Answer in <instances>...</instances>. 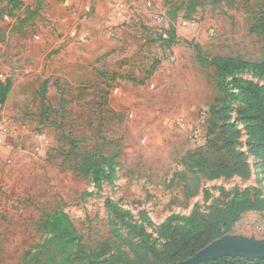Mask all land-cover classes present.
<instances>
[{
	"label": "rangeland",
	"instance_id": "374dc122",
	"mask_svg": "<svg viewBox=\"0 0 264 264\" xmlns=\"http://www.w3.org/2000/svg\"><path fill=\"white\" fill-rule=\"evenodd\" d=\"M22 1L15 7L0 0V71L13 80L0 116V264H23L29 249L41 252L27 264H45L44 245L51 244L42 224L58 210L112 264H130L120 250L127 226L107 198L130 213L131 225L145 211L159 226L196 208L208 212L222 189L259 187L264 197L263 154L248 151L236 88L227 111L242 131L239 149L251 175L204 179L195 195L181 177L192 176L186 153L214 138L210 106L220 96L214 69L199 62L194 46L208 56L261 60L264 0H198L194 10L191 0ZM174 13L177 40L167 46L157 39ZM196 130L203 144L191 137ZM72 141L97 157L100 150L118 155L113 184L98 190L77 170ZM260 221L264 211H249L235 232L263 237Z\"/></svg>",
	"mask_w": 264,
	"mask_h": 264
},
{
	"label": "trees",
	"instance_id": "16d2710c",
	"mask_svg": "<svg viewBox=\"0 0 264 264\" xmlns=\"http://www.w3.org/2000/svg\"><path fill=\"white\" fill-rule=\"evenodd\" d=\"M6 1L15 7L23 4L22 0ZM221 1L212 0L213 4ZM199 3L198 0H191L190 9H196ZM175 19L176 13L172 15L166 36L161 35L157 39L167 46H172L177 40ZM258 32L264 35V21L259 25ZM194 47L199 62L214 69L220 96L210 106L211 114L216 118L211 120L209 129L214 138L187 152L183 157V164L192 175L190 179L186 177V173L181 175L189 195H195L199 191L204 179L212 180L222 176L248 178L252 173L248 155L239 149L242 131L229 120L227 96L231 88L242 92L244 105L238 109L237 117L249 134L247 141L249 153L254 156L262 153L264 167V83H261L264 81V58L250 61L241 55L208 56L198 45ZM12 88L13 80L10 77L3 78L0 71V116ZM45 94L44 86L42 94L44 99ZM70 154L80 160L77 170L82 175L90 177L96 189L101 190L105 182L114 183L118 173L116 161L118 155L107 157L102 150L99 151L98 157L92 152H81L74 141L71 142ZM106 204L114 212L115 217L127 226V233L122 236L120 250L130 264H144L142 259L137 257L140 255L149 257L159 264H175L194 255L224 233L234 232L245 213L264 211V197L259 187L244 190L235 188L231 191L222 189V196L209 207L208 212L196 208L189 215L176 216L159 226L147 217L145 211L141 212L144 219L131 225L126 219L130 213L122 211L111 198H107ZM175 220L177 223H174ZM148 227L154 229L156 238L147 230ZM42 229L51 244L50 247L44 245L47 248L45 264H112L111 259L104 257L84 241L70 215L63 210H58L43 222ZM40 252L41 249L34 252L31 249L27 250L23 264L38 259ZM130 253L134 255L131 256ZM198 264H264V257L225 255Z\"/></svg>",
	"mask_w": 264,
	"mask_h": 264
},
{
	"label": "water",
	"instance_id": "95a60500",
	"mask_svg": "<svg viewBox=\"0 0 264 264\" xmlns=\"http://www.w3.org/2000/svg\"><path fill=\"white\" fill-rule=\"evenodd\" d=\"M225 255L249 258L264 257V236H248L243 233H224L211 241L194 255L175 264H198L202 261L216 259Z\"/></svg>",
	"mask_w": 264,
	"mask_h": 264
},
{
	"label": "built area",
	"instance_id": "2783aa9c",
	"mask_svg": "<svg viewBox=\"0 0 264 264\" xmlns=\"http://www.w3.org/2000/svg\"><path fill=\"white\" fill-rule=\"evenodd\" d=\"M191 137L193 138L194 141L199 142L200 144L202 143V137H201V132L199 130H196L191 134ZM255 228L262 231L264 233V221L257 222L255 225Z\"/></svg>",
	"mask_w": 264,
	"mask_h": 264
},
{
	"label": "crops",
	"instance_id": "0c3cea01",
	"mask_svg": "<svg viewBox=\"0 0 264 264\" xmlns=\"http://www.w3.org/2000/svg\"><path fill=\"white\" fill-rule=\"evenodd\" d=\"M87 6V5H86ZM123 9V8H122ZM125 10V9H124ZM237 233H239V232H237Z\"/></svg>",
	"mask_w": 264,
	"mask_h": 264
}]
</instances>
